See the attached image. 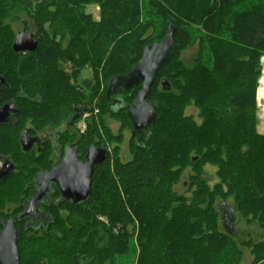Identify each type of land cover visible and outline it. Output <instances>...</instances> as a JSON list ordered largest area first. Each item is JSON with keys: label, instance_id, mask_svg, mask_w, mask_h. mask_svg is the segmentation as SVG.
<instances>
[{"label": "trees", "instance_id": "16d2710c", "mask_svg": "<svg viewBox=\"0 0 264 264\" xmlns=\"http://www.w3.org/2000/svg\"><path fill=\"white\" fill-rule=\"evenodd\" d=\"M142 1L149 18H139ZM90 4L98 5L99 20L85 11ZM16 22L25 30L31 23L33 51H13ZM168 23L171 54L147 98L156 120L146 132L135 131L127 110L141 86L108 94V82L128 73L143 49L165 36ZM194 45L197 54L186 64L179 56ZM260 51L264 0H0V73L18 116L56 124L76 106L78 121L97 93L90 79L77 83L80 69L90 68L97 83L99 71L104 78L101 110L131 132L128 160L119 158L114 143L93 167L89 197L78 204L64 200L60 216L52 208L51 222L41 229L52 245L45 251L41 242L24 246L31 231L19 233V264H36L42 254L49 264H117L107 253L112 244L119 255L136 254V264H239L242 248L250 249L253 264L264 259V134L256 131L255 105ZM87 124L84 134L73 124L80 158L91 145L107 148L93 140L94 121ZM206 164L217 169L213 186ZM186 167L192 174L185 196L173 185ZM229 199L237 216L257 221L260 240L224 229L220 205ZM131 224L138 229L137 253L128 247Z\"/></svg>", "mask_w": 264, "mask_h": 264}, {"label": "flooded vegetation", "instance_id": "af4514ba", "mask_svg": "<svg viewBox=\"0 0 264 264\" xmlns=\"http://www.w3.org/2000/svg\"><path fill=\"white\" fill-rule=\"evenodd\" d=\"M0 78V109L6 111L0 114V132L4 133L0 135V233L7 222H12L18 233L29 228L32 233L45 235L41 229L51 222L52 208L60 210L65 200L57 185L49 182L34 207L27 210L47 173L60 164L67 152L74 150L78 160L86 161V153L79 157L74 140L76 106L70 116L56 124L22 120L12 97L4 90L6 83L1 73ZM15 189L22 191L16 200L10 191Z\"/></svg>", "mask_w": 264, "mask_h": 264}, {"label": "water", "instance_id": "95a60500", "mask_svg": "<svg viewBox=\"0 0 264 264\" xmlns=\"http://www.w3.org/2000/svg\"><path fill=\"white\" fill-rule=\"evenodd\" d=\"M166 28L165 36L150 47H145L141 58L128 73L112 77L108 82V94L115 92L119 87L128 90L133 86H141L135 100L127 110L128 118L135 131L146 132L156 120V109L148 102L147 98L156 75L171 54L174 27L168 23ZM36 47L37 40L34 39L32 32L21 31L15 34L12 42L13 51H33ZM260 63L264 64V56L260 58ZM1 82L2 79L0 78ZM1 113H6L5 108L0 109ZM3 119L5 118L3 117ZM107 157L108 151L106 148L94 145L88 147L85 162H81L76 158L74 150L67 152L60 164L47 173L44 181L31 199L27 212L34 207L49 182L57 185L63 199L69 200L73 204L84 202L90 194L93 167L100 165ZM230 209L229 211V208L220 205L222 226L228 233H230L232 227L230 220L233 219L232 216L235 217L233 209L231 207ZM18 236L19 233L12 222H7L0 233V264H19Z\"/></svg>", "mask_w": 264, "mask_h": 264}, {"label": "rangeland", "instance_id": "374dc122", "mask_svg": "<svg viewBox=\"0 0 264 264\" xmlns=\"http://www.w3.org/2000/svg\"><path fill=\"white\" fill-rule=\"evenodd\" d=\"M142 6L143 9H141V13L139 15V18L145 19L146 15H148V18L151 17L149 12L145 11V4L142 1ZM85 11L93 17L94 20H99V7L98 5H87L85 8ZM148 13V14H147ZM154 15V14H153ZM29 28L31 30H25L23 27L24 25L20 22H16L13 25V30L17 33L21 31L25 32H33L31 23L28 24ZM158 30V29H157ZM203 53H206L204 50ZM261 54L264 55L263 51H260ZM197 54V46L194 45L193 47H190L186 50H183L179 56L186 64H191L193 57ZM263 68L264 64H261V69H260V74L257 78V85L255 88V105H256V116H257V123H256V131L259 134H264V99L259 96L258 90L260 83L259 80L263 75ZM85 79H90L93 85L96 86L97 88V93L95 96V99H93L92 103H90V110L85 111L81 118L78 120L76 123V128L80 134H84L87 129V121H94V126H95V131L93 132V140L96 141H101L103 142L106 147L109 150V154H111L113 147L117 146L118 148V156L122 161H126L130 158V136L131 132L130 129L124 125L123 121L121 118L117 116H113L110 113H105L101 110L99 104H101L100 100V94L103 91L104 88V78L102 77V74L99 71V76H98V83L97 80H94L92 70L90 68H81L79 72V76L77 78V83L78 85H83V81ZM75 84V83H74ZM84 86V85H83ZM28 89V88H27ZM27 89H23L26 91ZM118 104L114 105L113 108H117ZM101 110V111H100ZM188 113L193 114L196 117V110L193 107L188 108L187 110ZM198 123L200 119H197ZM109 130V132L107 131ZM4 133L0 132V135H3ZM113 135L112 139L110 138V135ZM119 139L118 141L116 138ZM113 142V143H112ZM115 143V144H114ZM216 167L210 164H206L203 167V172L204 176H206V180L210 186H213L216 184L219 179L218 176L216 175ZM192 174V171L189 167L183 168L180 175H179V180L176 184L173 185V189L176 193L182 194V195H189V192L187 191V186H188V176ZM106 187L109 188L108 185L104 187L105 191V196L108 197V192L106 190ZM12 195L14 196V200H16L17 195L22 194L21 190L15 189L10 190ZM123 198V197H122ZM112 198H109V200ZM230 204V205H229ZM232 204L231 199L227 200V203L224 204L223 206L225 208H229ZM219 207V206H218ZM67 211L64 207H60V210H55V213L60 216L64 214ZM231 215V214H230ZM235 217L232 216L233 219L230 220L231 222V230L230 234L233 236H236L239 234V238L242 237V239L247 238V232H250L251 235L254 237L256 240L261 239L262 235V229L259 227L257 221H255L252 224H249L245 221L244 218L237 216L234 213ZM99 220L103 219L101 216L98 217ZM130 233L129 236L131 235L130 241H129V246L128 247H134L136 249L135 244V239H136V234H137V228L131 224L129 225ZM60 232V231H59ZM91 234V233H90ZM83 240V239H82ZM35 242H41V244H44L43 251H45V246H48V244H51L52 241L50 239V236H44L41 235L40 233H32V232H27L23 235L21 243L25 246L27 244L34 245ZM132 242V243H131ZM60 244V243H59ZM133 244V245H132ZM52 245V244H51ZM47 249V248H46ZM119 248L116 245H113L109 247L107 250L108 254H111V257L115 258V261L117 264H136L137 263V257L136 254L135 256H122L123 254L119 255ZM137 253V249H136ZM38 260L36 261V264H49V260L47 256H44L43 254L37 258ZM87 260H84L82 264H85ZM264 262V259H261V261L257 262L256 264H262ZM32 263V262H31ZM87 263V262H86ZM239 264H253V256L250 253V249L248 248H242L241 249V257H240V263Z\"/></svg>", "mask_w": 264, "mask_h": 264}, {"label": "bare ground", "instance_id": "6f19581e", "mask_svg": "<svg viewBox=\"0 0 264 264\" xmlns=\"http://www.w3.org/2000/svg\"><path fill=\"white\" fill-rule=\"evenodd\" d=\"M260 86L258 90L259 96H261L264 99V68H263V75L259 80ZM264 101V100H263Z\"/></svg>", "mask_w": 264, "mask_h": 264}]
</instances>
